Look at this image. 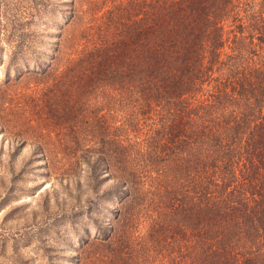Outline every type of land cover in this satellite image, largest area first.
<instances>
[{
    "label": "trees",
    "instance_id": "trees-1",
    "mask_svg": "<svg viewBox=\"0 0 264 264\" xmlns=\"http://www.w3.org/2000/svg\"><path fill=\"white\" fill-rule=\"evenodd\" d=\"M90 21L72 52L56 32L28 58L91 188L110 180L91 259L264 264V0H123Z\"/></svg>",
    "mask_w": 264,
    "mask_h": 264
},
{
    "label": "rangeland",
    "instance_id": "rangeland-1",
    "mask_svg": "<svg viewBox=\"0 0 264 264\" xmlns=\"http://www.w3.org/2000/svg\"><path fill=\"white\" fill-rule=\"evenodd\" d=\"M119 1L0 0V264H76L79 258L100 264L87 243L94 220L108 218L115 205L112 194L97 195L110 180H99L100 171L91 188L86 165L75 156L82 149L74 143L66 150L62 123L45 114V85L34 78L28 56L49 51L56 32L62 55L72 52L84 24ZM72 8L74 19L65 22ZM21 33L33 39L17 42ZM12 50L18 58L5 73ZM131 236L138 246V233Z\"/></svg>",
    "mask_w": 264,
    "mask_h": 264
}]
</instances>
